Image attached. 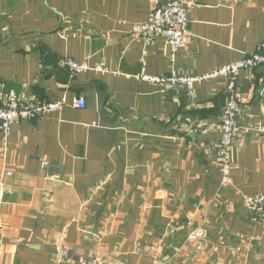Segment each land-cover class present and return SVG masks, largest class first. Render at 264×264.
I'll use <instances>...</instances> for the list:
<instances>
[{"label": "crops", "instance_id": "1", "mask_svg": "<svg viewBox=\"0 0 264 264\" xmlns=\"http://www.w3.org/2000/svg\"><path fill=\"white\" fill-rule=\"evenodd\" d=\"M169 1L0 0V81L25 99L65 102L14 124L6 141L0 131V264H54L59 239L64 264H264V225L243 202L264 196V67L236 82L225 190L216 149L229 79L189 97L141 79L200 77L251 55L264 43V0H185L190 36L173 60L162 37L132 35ZM65 58L90 69L70 79L57 67ZM190 114L209 131H192ZM201 225L208 238L190 241Z\"/></svg>", "mask_w": 264, "mask_h": 264}, {"label": "built area", "instance_id": "2", "mask_svg": "<svg viewBox=\"0 0 264 264\" xmlns=\"http://www.w3.org/2000/svg\"><path fill=\"white\" fill-rule=\"evenodd\" d=\"M189 8L185 0H173L163 4L156 2L148 19L133 26L132 35L147 45L154 44L158 38L162 37L171 49L173 60L174 55L184 48L189 41ZM60 67L68 69L71 78L90 69L88 65L69 58L62 59ZM260 67H264V44L259 45L251 55L243 60L214 68L200 77L185 78L175 72L161 77L147 75L141 77L143 81L168 87L177 96L181 94L191 96L195 85L208 80L229 79L228 90L230 96L225 104L224 116L217 126L221 135L216 149L217 165L221 172V190L228 189L233 185L232 148L234 139L240 130L237 118L241 113L240 106L234 96L236 82L242 71ZM95 71L106 73L107 69L98 66ZM64 104V101L43 103L37 99H25L14 89L8 88L6 83L0 82V131L2 138L5 141L7 140L14 124L43 119L47 114L61 111ZM85 104V99L81 98L76 102V107L84 109ZM209 129L210 126L204 122L195 124L194 127V131L204 130V133H207ZM47 165L48 163H42L43 168ZM11 176L12 173L10 172L6 174V178ZM4 188L5 184L1 183L0 189L4 190ZM243 202L249 221L256 225H264V196H244ZM205 226L201 225L192 229L189 234L190 241H205L208 238V229ZM68 254V249L64 246L63 240L59 239L56 245L54 264H64Z\"/></svg>", "mask_w": 264, "mask_h": 264}, {"label": "trees", "instance_id": "3", "mask_svg": "<svg viewBox=\"0 0 264 264\" xmlns=\"http://www.w3.org/2000/svg\"><path fill=\"white\" fill-rule=\"evenodd\" d=\"M190 36V35H189ZM264 44V43H263ZM261 45V44H260ZM259 46V45H258ZM257 46V47H258ZM256 47V48H257ZM256 50V49H255ZM249 56V55H248ZM62 61V59L59 61V62H57V67L60 69V70H63V71H65L66 73H67V75L69 76V78L70 79H74V78H76V77H74V78H71V73L69 72V70L68 69H65V68H61L60 67V62ZM254 70V69H253ZM245 71V70H244ZM241 74V73H240ZM0 82H2V81H0ZM5 83V82H4ZM8 87V86H7ZM9 88V87H8ZM179 97H183V96H188L187 94H181V95H178ZM235 96V95H234ZM189 97V96H188ZM228 98H229V96H228ZM228 98H226V101H227V99ZM38 100V99H37ZM226 101H225V104H226ZM237 101V100H236ZM43 102V101H42ZM43 103H46V102H43ZM47 103H49V102H47ZM238 103V102H237ZM238 105H239V103H238ZM240 106V105H239ZM240 109H241V107H240ZM242 111V110H241ZM241 114V113H240ZM239 117V116H238ZM238 119V118H237ZM186 121H187V123L189 124V126H190V129L192 130V131H194V127H195V124H199V123H202L203 121L201 120V121H198V122H195V119H194V116L193 115H188V117L185 119ZM198 130H196L195 132H197Z\"/></svg>", "mask_w": 264, "mask_h": 264}, {"label": "rangeland", "instance_id": "4", "mask_svg": "<svg viewBox=\"0 0 264 264\" xmlns=\"http://www.w3.org/2000/svg\"><path fill=\"white\" fill-rule=\"evenodd\" d=\"M158 249H160L161 247H157ZM67 260V259H66ZM66 260H65V262H66Z\"/></svg>", "mask_w": 264, "mask_h": 264}]
</instances>
